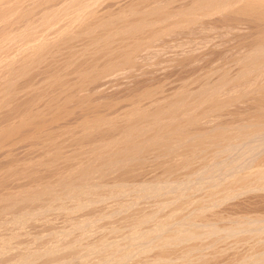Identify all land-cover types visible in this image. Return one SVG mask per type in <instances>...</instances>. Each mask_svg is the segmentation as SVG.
I'll return each instance as SVG.
<instances>
[{
    "label": "rangeland",
    "instance_id": "374dc122",
    "mask_svg": "<svg viewBox=\"0 0 264 264\" xmlns=\"http://www.w3.org/2000/svg\"><path fill=\"white\" fill-rule=\"evenodd\" d=\"M262 14L264 0H0V264H264V195L225 189L248 143L256 164L238 173L264 167ZM238 74L259 96L237 97ZM239 116L261 132L239 136Z\"/></svg>",
    "mask_w": 264,
    "mask_h": 264
},
{
    "label": "bare ground",
    "instance_id": "6f19581e",
    "mask_svg": "<svg viewBox=\"0 0 264 264\" xmlns=\"http://www.w3.org/2000/svg\"><path fill=\"white\" fill-rule=\"evenodd\" d=\"M242 1H243V0H242ZM261 1H262V0H261ZM240 2H241V1H240ZM238 3H239V2H238ZM235 4H236V3H235ZM247 4H248V3H246V5H247ZM239 5H240V3H239ZM256 5H258V4H256ZM259 6H260V4H259ZM241 7H242V6H241ZM246 9H247V8H246ZM249 9H250V8H249ZM254 9H255V8H254ZM256 9H257V8H256ZM258 9H259V8H258ZM242 10H243V9H242ZM261 10H262V8H261ZM261 10H260V12H261ZM245 11H246V10H245ZM252 11H254V10H252ZM257 12H258V11H257ZM257 14H258V13H257ZM260 15H261V14H260ZM262 15H264V14H262ZM258 16H259V15H258ZM262 18H263V17H262ZM262 18H261V19H262ZM254 19H255V18H254ZM259 21H260V20H259ZM255 23H256V22H255ZM259 23H260V22H259ZM263 24H264V22H263ZM263 24H262V25H263ZM258 25H260V27H262L261 24H258ZM255 26H256V25H255ZM258 27H259V26H258ZM258 27L256 26V28H258ZM263 27H264V26H263ZM263 30H264V28H263ZM263 30L261 29V30H258V31H259V33H261L260 31H263ZM263 32H264V31H263ZM257 33H258V32H257ZM259 35H260V34H259ZM262 35H263V34H262ZM263 36H264V35H263ZM260 38H261V37H260ZM261 39H264V38L262 37ZM258 41H259V39H258ZM258 41H257V42H258ZM256 44H257V43H256ZM258 45H259V44H258ZM259 46H260V45H259ZM259 48H260V47H259ZM261 48H262V47H261ZM257 49H258V48H257ZM262 50H263V49H262ZM253 51H254V50H253ZM262 52L264 53V51H262ZM262 52H260V54H261ZM254 53L256 54V52H254ZM228 54H229V53H228ZM245 54H246V53H245ZM245 54H244V55H245ZM250 54H251V53H250ZM258 55H259V54H258ZM263 55H264V54H263ZM263 55H262V57H264ZM248 56H249V55H248ZM260 56H261V55H260ZM245 57H246V56H245ZM239 58H240V56H239ZM235 60H236V59H235ZM239 60H240V59H239ZM259 60H260V57H259ZM262 60H263V59H262ZM262 60H260V62H261ZM242 61H243V59H242ZM263 61H264V60H263ZM228 62H229V61H228ZM260 62L258 63V66H259ZM230 63H231V62H230ZM237 63H238V62H237ZM246 63H247V62H246ZM246 63H245V64H246ZM238 64H239V63H238ZM241 65H242V64H241ZM260 65H261V66L263 65L262 67H264V62H263V64L261 63ZM235 66H236V65H235ZM252 66H257V65H252ZM261 66H260V68H261ZM253 68H254L253 71H255L256 68H255V67H252V69H253ZM257 68H259V67H257ZM252 69H251V70H252ZM258 70H259V69H258ZM258 70H257V72H258ZM261 70L263 71V69H261ZM261 70H260V71H261ZM243 72H244V71H243ZM251 72H252V71H251ZM239 73H240V72H239ZM254 73H255V72H254ZM226 74H227V73H226ZM244 74H245V73H244ZM242 75H243V74H241V76H242ZM247 75H248V74H247ZM247 75H244V77L247 76ZM249 75H251V74H249ZM249 75H248V76H249ZM256 75H257V74H256ZM256 75H255V76H256ZM260 75H261V74H260ZM238 76H239V74H238ZM252 76H253V74H252ZM227 77H228V76H227ZM227 77H226V78H227ZM229 77H230V76H229ZM239 77H240V76H239ZM244 77H243V78H244ZM230 78H231V77H230ZM230 78H228V79H230ZM237 78H238V77H236V79H237ZM243 78L241 79V77H240V79L243 80V81L245 82V80H246L248 77H247L246 79L244 78L245 80H244ZM249 78H250V77H249ZM236 79L233 77V80H232V79H230V80H232V82H233V81L236 80ZM263 79H264V78H262L261 80H263ZM226 80H227V79H226ZM226 80H225V81H226ZM247 80H248V79H247ZM261 80H260V85L262 84V83H261ZM236 81H237V80H236ZM258 81H259V80H258ZM229 82H230V81H229ZM253 82H254V81H253ZM253 82H252V83H253ZM263 82H264V80H263ZM224 83H227L226 86L228 85V82H224ZM234 83H236L237 86H234V85H233ZM234 83H233L232 85H231V84H230V85H231V87H233V89H234V87H237V88H238V91H237V88H235V90H236L237 93H238V96H237V97H239V96H240L239 93H241V91H247V90L249 89V85H248V84H249V83L251 84V81H249L248 84H246V82H245V83H242V82H240L239 80H238L237 82H234ZM214 84H215V83H214ZM256 84H257V83H256ZM224 85H225V84H224ZM253 85H254V83H253ZM253 85L251 84L250 87L252 86V88L254 89ZM221 86H222V85H221ZM228 86H229V85H228ZM254 86H256V85H254ZM258 87H259V82H258ZM258 87H257V88H258ZM225 88H228V87H225ZM259 88H261V89H260L261 91L264 90V88H263L262 86H260ZM229 89H230V88H229ZM229 89H228V90H229ZM255 89H256V88H255ZM255 89H254V90H255ZM212 90H213V89H212ZM239 90H241V91L239 92ZM256 90H257V93H258V90H259V89H256ZM256 90L254 91L255 93H256ZM230 91L233 92L232 89H231ZM230 91H229L228 93L231 94ZM261 91H260V92H261ZM226 92H227V91H226ZM251 92H252V91H251ZM221 93H222V92H221ZM228 93H227V96L229 95ZM235 93H236V92H235ZM237 93H236V95H237ZM247 93H248V91H247ZM249 93H250V92H249ZM255 93H254V95H255ZM257 93H256V94H257ZM233 94H234V93H233ZM233 94H232V96H230L231 99H232L233 97H234V98L236 97V96H234L235 94H234V95H233ZM245 94H246V92H245L244 94H243V92H242V95H243V96H245ZM261 94H264V93L261 92ZM261 94H260V96H262ZM211 95H212V94H211ZM242 95H241V96H242ZM246 95H247V94H246ZM249 95H250V94H248L247 96H245V98L249 97ZM243 96H242V99H245ZM251 96H253V92H252ZM258 96H259V93H258ZM237 97L235 98L236 100H237ZM254 97H256V96H254ZM234 98H233V100H235ZM249 98H250V97H249ZM261 98H263V97L256 98V99H255V100H256L255 102H258V103L262 102L264 99L262 100ZM227 99H228V98H227ZM239 99H241V98H238V100H239ZM242 99H241V100H242ZM251 99H253V98H251ZM233 100H232V101H233ZM238 100H237V101H238ZM241 100H239L238 102L236 101L235 106H236V104H238V103H240V105H241V102H240ZM261 100H262V101H261ZM251 101H252V102H251ZM253 101H254V99H253V100H250V102H248V100H247L248 103L245 101L246 104H245V102L242 101V103H243L242 105L245 104L244 107H248V108H247V110H248V109L250 108L249 106L251 105V103H254V104H255V102H253ZM229 102H231L230 99H229ZM234 102H235V101H234ZM263 103H264V101L262 102V104H263ZM231 104H233V102H232ZM254 104H253V105H254ZM256 104H257V103H256ZM240 105H238V107H240ZM251 106H252V105H251ZM254 106H257V105H254ZM258 106H259V104H258ZM258 106L255 107V108L253 107V108H254V109H258V108H260V110H263L262 108H264V105H261V106H259V107H258ZM241 107L243 108V106H241ZM236 108H237V107H236ZM242 108H240L241 111H242ZM245 109H246V108H244L243 110H245ZM240 110H239V112H240ZM260 110H259V111H260ZM250 111H252V113H253V111L255 112V110H253V109H251V110H249V112H248V111H247V112L250 113ZM256 111H257V113H258V110H256ZM243 112L245 113L246 111H243ZM236 113H238V112H236ZM255 113H256V112H255ZM255 113H254V114H255ZM257 113H256V114H257ZM259 113H260V116H261V111H260ZM259 113H258V114H259ZM263 113H264V112L262 111V114H263ZM231 114H232V113H231ZM240 114L243 115V113H240ZM236 115H238V114H236ZM250 115H252V114L250 113ZM250 115H249V114L247 115V113H246V117H247V116H250ZM252 116H254V115H252ZM246 117H244V115H243V117H242L243 120H242V121H244V119H245ZM254 117L257 119V116H256V115H255ZM258 117H259V116H258ZM262 117H264V115H262L260 118H262ZM234 118H235V117H234ZM239 118H240V116H239L238 118H236V119H238V121L235 120L236 123L238 122L239 124L237 125V124L235 123L234 127H235L236 125L239 127L240 123L242 122L241 120H240L241 122H239ZM252 118H253V117H252ZM255 118H254V119H255ZM249 119H250V118H249ZM258 120H260V122H261L262 120L264 121V118H263V119H258ZM258 120H257V121H258ZM233 121H234V120H233ZM255 121H256V120L253 121L254 123H252V126L250 125V127L253 128V126H257L258 124H259L260 126H262L261 123H262V124L264 123V122H261V123L258 122V124H257ZM229 124H230V122H229ZM232 124H233V122H232ZM241 124H242V125H241L240 127H242V128L239 127L240 129H238L240 132L237 130V132L240 133L239 136L241 135V131H243V130H246V131H247L248 126H249V125L246 124V126L244 125V128L247 127V129H243V123H241ZM248 124H249V123H248ZM253 124H254V125H253ZM256 124H257V125H256ZM230 125H231V124H230ZM230 125H229V126H230ZM259 125H258V126H259ZM229 126H228V124H227V127H229ZM260 126L257 128V130H259V129L261 128ZM227 127H226V128H227ZM232 127H233V125H231L228 129H230V128H232ZM263 127H264V124H263ZM252 128H249V130H248L249 133L255 130V129H254V130L251 131L250 129H252ZM254 128H255V127H254ZM234 129H237V128H234ZM234 129H232V131H233ZM242 129H243V130H242ZM257 130H256V131H257ZM262 130H263V131H262V133H263V132H264V128H263ZM232 131H231V132H232ZM234 131H235V130H234ZM256 131H255V133L258 134V131H257V132H256ZM231 132H230V133H231ZM237 132L234 133L233 136L236 135V134H238ZM243 132H244V135H245V133H248V132H245V131H243ZM259 132H261V131L259 130ZM228 133H229V131H228ZM228 133H227V134H228ZM232 133H233V132H232ZM232 133H231V134H232ZM249 133H248V135H249L250 137L253 138V135H251V134H249ZM253 133H254V132H253ZM255 133H254V135H256ZM259 134H260V133H259ZM244 135H242L243 138H244ZM248 135H246V138L248 137V138H247L248 140H246V142H247V141L250 142V139H249L250 137H249ZM263 135H264V134H263ZM229 136H230V134H229ZM233 136L231 135L230 137L234 138ZM239 136L237 135V136H236V137H237L236 139H237V141L240 142V139H241L242 137L240 138ZM256 136H260V135H256ZM230 137H228V135H227V138H228V139H231ZM238 138H239V140H238ZM262 138H263V137H262ZM262 138H261L260 140H262ZM228 139H226V140L228 141ZM263 139H264V138H263ZM232 140L234 141V139H232ZM243 140H245V138H244ZM251 140H253V139H251ZM260 140H256V141H257V142H258V141L260 142ZM237 141H236V143H237ZM241 141H242V139H241ZM228 142H229V141H228ZM243 142H245V141H243ZM243 142H241V144H242ZM252 142H253V141H252ZM257 142H256V143H257ZM259 142H258V144H260ZM223 143H225V142H223ZM234 143H235V142H233L232 144H234ZM256 143H255V144H256ZM261 143H263V142L261 141ZM230 144H231V142H230ZM230 144H229V145H230ZM238 144H239V145H237V146H238V149H239L240 143H238ZM248 144H249V143H248ZM248 144H247V146L245 147L244 150H243V148L240 147L242 150L239 149L238 151L236 150V149H237V148H236L237 146H236V147L234 146L235 144L232 146V147H235L236 149H235V148H232V149H234V150H232L233 152H232V151H231V152L234 153V151H237V152H235L234 155H233V158H234V159H232V160H235V161H236V163H234V164L236 165V167H234V171H235V168L238 169V171H239V170H240L239 168H241L242 165H243L242 168H244V166H245L246 164H249V163H250L249 165L251 166V165L256 161V160L252 161L253 159H251V161H252V164H251L250 159H248V161H247V159H245V155H249V154H251V152L253 153V149L255 148V146H259V145L256 144V145L253 147L254 143H252V146H248ZM250 144H251V142H250ZM245 145H246V144H245ZM260 145H261V144H260ZM243 146H244V145L242 144V147H243ZM263 146H264V145H263ZM211 148H212V147H211ZM226 148H227V147H226ZM229 148H230V147H229ZM256 148H258V147H256ZM256 148H255V149H256ZM259 148H260V146H259ZM261 148H262V147H261ZM255 149H254V150H255ZM211 150H212V149H211ZM226 150H228V148H227ZM230 150H231V149H230ZM263 150H264V149H263ZM263 150H262V152H263ZM222 151H223V150H222ZM228 151H229V150H228ZM260 151H261V150H260ZM229 152H230V151H229ZM231 152H230V153H226V154H229L228 156H230V154H232ZM256 152H257V149H256L255 153H256ZM223 153H224V152H223ZM257 154H258V153H257ZM251 155H253V154H251ZM251 155H249V156H251ZM249 156H247V157H249ZM254 156H255V155H254ZM262 156H263V155H262ZM231 157H232V155L230 156V159H231ZM252 157H253V156H252ZM225 158H226V157H225ZM253 158H254V157H253ZM255 159H256V158H255ZM257 160H258V159H257ZM259 160H260V159H259ZM225 162H226V161H225ZM233 162H234V161H233ZM245 162H248V163H245ZM228 163L230 164V162H228ZM228 163H227V164H228ZM231 164H232V163H231ZM231 164H230V165H231ZM255 164H256V162H255ZM255 164H254V165H255ZM230 165H228V166H230ZM228 166H226V167H228ZM231 166H232V165H231ZM250 166H247V167L251 168ZM257 166H258V165H257ZM263 166H264V165H263ZM263 166H262V167H263ZM232 167H233V166H232ZM258 167H260V166H258ZM258 167H257V168H258ZM242 168H241V170L248 169V168H244V169H242ZM257 168H256V169H257ZM227 169H228V168H227ZM231 169H233V168H231ZM231 169H228V170H231ZM252 169H254V168H252ZM256 169H255L256 172L254 171L255 173H253V174L251 173V171H249V172L252 174V176H251V175L248 176V175H247L248 173H247L246 175H247L248 177L245 176V172H244V171H243V174H244V175H242V176H240V174H241L240 171H239L240 174L238 173L237 170L235 171L237 174H239V177H238L237 175L235 176V172L232 171L231 173H232V174L234 173L233 175L235 176V177H234V178H235L234 181H232V179H234V178L231 177V176H233V175H231V173L229 174V176L227 175L228 177L226 178L227 183L225 184V185H226L225 189L228 188L227 190H228V191H231L230 188L232 187V185H233V186H234V185L237 186V188L234 186V187L236 188V190H240V189H241V191H240V192L238 191L237 194H235L236 192H234L235 195H232V196L228 197V199H229V198H230V199H232V198L234 199V198H236V197L238 198V196H242L243 194L246 195V194H248L247 192H249V190H252V189H254V188H256L257 190L254 189L255 191H253V192L258 191V189L261 190V191H259V195H258V196L262 197V195H264V167H263L262 169L260 168V170H256ZM245 171H246V170H245ZM226 172H227V171H226ZM250 173H249V174H250ZM230 175H231V176H230ZM243 176H245V177H243ZM230 177H231L232 179H230ZM237 177H238V178H237ZM236 178H237V179H236ZM254 181L257 182L258 184H255ZM252 182H253L254 184H252ZM233 183H235V184H233ZM251 184H252V185H257V186H253V187H254V188H253V187H251ZM238 187H241V188L238 189ZM245 188L248 189V191H247ZM251 188H252V189H251ZM229 189H230V190H229ZM233 190H235V189H233V187H232V191H231L232 193H233ZM242 190H243V191L246 190V192L244 191V192H245V193H244ZM225 192H226V191H225ZM231 192H230V193H231ZM227 193H228V192H227ZM232 193H231V194H232ZM226 196H227V195H226ZM258 203H259V202H258ZM236 221H237V220H236ZM236 221H235V222H236ZM251 221L254 223V220H251ZM251 221H249V222L251 223ZM253 223H252V225H253ZM233 224H234V223H233ZM238 224L240 225L241 223H239V221H238ZM238 224H237V225H238ZM254 224H258V223L256 222V223H254ZM235 225H236V224H235ZM231 226H232V225H231ZM253 226H254V225H253ZM234 227H235V226H234ZM237 227H238V226H237ZM245 227H246V225H245ZM247 227H248V226H247ZM239 228H240V227H239ZM251 228H252V227H251ZM253 228H254V227H253ZM254 230H255V228H254ZM254 230H253V231H254ZM249 232L251 233V231H249ZM252 233H253V232H252Z\"/></svg>",
    "mask_w": 264,
    "mask_h": 264
}]
</instances>
